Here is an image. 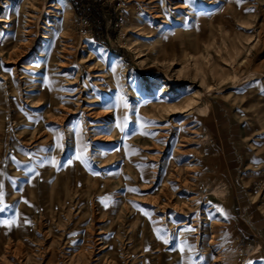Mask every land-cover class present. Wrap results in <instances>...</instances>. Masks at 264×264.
<instances>
[{
	"label": "rangeland",
	"instance_id": "1",
	"mask_svg": "<svg viewBox=\"0 0 264 264\" xmlns=\"http://www.w3.org/2000/svg\"><path fill=\"white\" fill-rule=\"evenodd\" d=\"M20 1L0 264H264V0H97L103 43L69 0Z\"/></svg>",
	"mask_w": 264,
	"mask_h": 264
},
{
	"label": "trees",
	"instance_id": "2",
	"mask_svg": "<svg viewBox=\"0 0 264 264\" xmlns=\"http://www.w3.org/2000/svg\"><path fill=\"white\" fill-rule=\"evenodd\" d=\"M74 10L79 16L89 20L94 28L95 38L103 43V37L106 31V21L104 8L97 0H69Z\"/></svg>",
	"mask_w": 264,
	"mask_h": 264
},
{
	"label": "bare ground",
	"instance_id": "3",
	"mask_svg": "<svg viewBox=\"0 0 264 264\" xmlns=\"http://www.w3.org/2000/svg\"><path fill=\"white\" fill-rule=\"evenodd\" d=\"M31 0H21L20 2V4H21V6H23V5H25V4H27V3H29L30 4V6H32V7H34V3H35V1H31ZM31 8V7H30ZM50 8L51 9H54V10H62V12L65 14V15H63V16H73L74 15V11H73V8H72V6L67 2V1H59V2H57V3H52L51 5H50ZM59 15V14H58ZM66 18V17H65ZM64 18V19H65ZM65 22V21H64ZM56 23V27H55V29L57 30L58 29V27H59V25L60 24H58V22H55ZM18 29H20V26L18 27ZM54 29V30H55ZM53 31V30H52ZM54 34V33H53ZM57 38V37H56ZM51 39V38H50ZM57 41H55V43H56ZM54 45V44H53ZM54 52V51H53ZM49 57H50V55H49ZM48 57V58H49Z\"/></svg>",
	"mask_w": 264,
	"mask_h": 264
},
{
	"label": "snow or ice",
	"instance_id": "4",
	"mask_svg": "<svg viewBox=\"0 0 264 264\" xmlns=\"http://www.w3.org/2000/svg\"><path fill=\"white\" fill-rule=\"evenodd\" d=\"M77 159H80V156H79V155L77 156ZM53 162H54V161H53ZM221 211H223V210L221 209ZM189 230H191V229H189ZM182 250H183V249H182Z\"/></svg>",
	"mask_w": 264,
	"mask_h": 264
}]
</instances>
